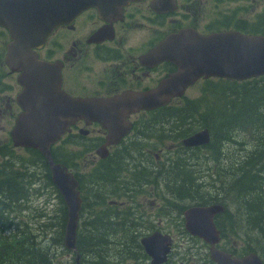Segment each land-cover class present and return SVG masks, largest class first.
I'll return each instance as SVG.
<instances>
[{
  "label": "flooded vegetation",
  "instance_id": "af4514ba",
  "mask_svg": "<svg viewBox=\"0 0 264 264\" xmlns=\"http://www.w3.org/2000/svg\"><path fill=\"white\" fill-rule=\"evenodd\" d=\"M252 2L256 3L257 6L252 7L250 12L244 7L243 9L232 8L229 5L230 0H173L168 4L159 3L158 0H128L118 6L110 5L103 11L102 15L99 14L97 8L90 7L81 11L70 22L57 26L44 45L40 49H36L35 52L41 61L56 65L61 79L60 89L69 98L112 100L117 103L123 94H143L157 90L162 81L178 71L176 64L159 56L160 54L169 55V50L157 51L158 46L169 36H177L185 30L188 31L187 34L193 35L195 33L199 37L232 32L245 36L264 37V0H252ZM222 3L231 7L227 10L228 14L226 15H223L220 9ZM260 4L263 5L260 7ZM257 7L260 10H257ZM239 11L244 13L245 16L238 17L237 13ZM234 13L236 14L234 15ZM0 29L7 36V39L2 41L3 46H0V120L13 121L12 128L9 131V135H11L16 120L24 113L18 103V97L24 88L18 82L21 72L13 71L6 63L8 46L12 41L10 34L2 27ZM136 32H143L146 37L130 42L129 35L131 33L136 35ZM0 36V39H2L3 36ZM5 79H10V83H5ZM239 83L236 80L219 77L204 78L201 76L193 84L187 86L181 96L170 98L164 106L129 113L125 120L127 127L124 128V132L119 131L115 133L114 137L96 122L86 125L83 120H78L71 124L68 127V132L53 146L52 154L54 157L56 156V162L66 166L68 172L78 182L81 197L80 219L81 212L88 207L89 213L93 212L97 216H102L106 225L127 223L126 227L136 230L130 236L129 241L122 240L118 238V235L113 234L106 242L114 245L118 244L124 248L137 247L140 256L139 259L135 260L139 263L147 258L149 260L147 264H151V259L144 252L141 240L154 233L167 235L170 238V252L166 256V261L162 264H169L172 258L174 238L170 233L161 230L159 227H156L151 233H143L142 225L148 222L149 219L144 212L140 211L141 207L138 202L133 200L135 195L138 194L141 184L155 182V176L158 175L148 167L151 164V158H153L150 152L154 150L162 151L165 148L170 149L167 146L170 145L173 149L175 147V152L199 151L201 153V151L212 148L217 141L226 139L221 141V143H226L225 146H221L220 151L217 152L219 163L224 165L232 162L238 163L242 149L236 150L234 148V146L239 147V144L234 138L233 132L229 131L225 135L221 131L219 135V128H217L219 123L213 125L208 122V119L211 118L218 121V114L212 112L211 117H209L205 105L209 103L207 108L210 111L211 104L221 103V100L226 96L227 92L224 85H228V89L231 88L230 91L233 94ZM197 85H200L197 97L187 99L186 93ZM190 103L199 104V112L193 113L191 118L198 114L202 121H199L200 128L198 130L187 135L184 134L187 131L185 126H188V123L196 124L197 122L193 119L179 121L180 117L182 118L183 115L188 113L174 111V108ZM260 113L263 114L260 116L264 118V112ZM220 117L222 120L223 116ZM235 121H237V116ZM220 122H223V120ZM202 130L208 132L209 142L207 144L195 147L183 146L184 139ZM55 148H58L61 154L60 157L56 155L57 150ZM78 149L94 151L95 154L91 158L95 169L91 176H88L87 182L80 177L81 173H78V170L73 172L72 165L62 154ZM99 151L103 156L97 154ZM125 153L133 161H125L122 165L116 166L117 159ZM154 157L157 158L158 156L155 154ZM203 157L206 158L207 156L203 154ZM247 157L264 159V151L251 150L244 157L241 156L242 162L238 163L237 167H239V164L242 165ZM180 160L173 159L171 162L175 165H183L184 168L191 164L189 158ZM26 165L25 161L22 165L25 169L23 181H20L21 177L17 180L19 187H22L25 191L17 193V196L13 198V208H17L16 210H20L23 205L28 206L29 192L35 188V183L28 179L30 175L27 174ZM138 165L145 167V170L140 174L134 168ZM39 168L43 173L44 168ZM121 168L123 169L119 171ZM249 168L252 178L250 189L251 191L255 189L260 191L262 188L257 186L256 179L263 176L261 172L264 171V162L256 166H249ZM118 171L119 177L127 182L126 185L116 186L115 182L111 185L102 186L105 178L111 173L114 174L117 180ZM231 175L233 174L231 173ZM46 176L52 181L49 165ZM88 184L89 198H84L82 189ZM97 186L101 187V192L95 191ZM55 189L61 203L65 204L59 189ZM20 195H22V198ZM203 195L210 200V203L199 206L218 204L224 207L223 212L213 217L217 230L221 232L220 242L215 248L228 252L232 256H237L229 247L230 245H225V239L228 235L223 236L222 234V232H231L233 229L228 222L221 223L220 221L222 217L228 214L222 204L221 197L219 195L211 196L207 193ZM111 197L112 199H110ZM116 197L127 198L128 202H118ZM186 199H189V196ZM87 200L89 203L91 202L92 206L89 207ZM130 201L133 203L132 205ZM99 205L101 207H98ZM259 206L264 208V203L260 202ZM189 207L192 206L181 210L180 227L183 231H180V233L185 234L190 241L203 242L196 237H192L185 230L183 213ZM166 213H171V209L167 208ZM13 215L15 216V214ZM15 221L13 220V223ZM79 229L80 221L78 235ZM112 238H116L114 242L111 240ZM232 244L233 246L236 245L234 242ZM204 246L209 254V245L205 244ZM198 262L200 264H214L209 255L208 257L205 256L204 259L200 258Z\"/></svg>",
  "mask_w": 264,
  "mask_h": 264
},
{
  "label": "water",
  "instance_id": "95a60500",
  "mask_svg": "<svg viewBox=\"0 0 264 264\" xmlns=\"http://www.w3.org/2000/svg\"><path fill=\"white\" fill-rule=\"evenodd\" d=\"M126 1L0 0V27L9 32L12 40L6 63L13 71L21 72L18 82L24 88L18 97L24 113L16 120L11 140L14 147L37 150L46 159L52 181L66 205L64 247L75 253L74 264H80L76 246L81 211L78 182L52 155V147L71 124L78 120L86 125L96 122L114 137L115 133L124 132L129 113L164 106L170 98L181 96L201 76L236 81L264 76V37L234 32L199 37L184 30L177 36L167 37L158 46V52L170 51L169 55L159 56L176 64L178 71L162 81L157 90L123 94L117 103L69 98L60 89L56 65L41 61L35 50L44 45L57 26L70 22L81 11L95 7L102 15L110 5L118 6ZM172 1L158 0L164 4ZM208 142V132L202 130L184 139L182 144L195 147ZM97 154L103 156L100 151ZM223 211L224 207L218 204L190 207L183 213L185 230L210 246L209 257L215 264H263L256 253L235 257L215 248L221 238L213 217ZM141 244L151 264L166 261L171 245L167 235L154 233L143 238Z\"/></svg>",
  "mask_w": 264,
  "mask_h": 264
},
{
  "label": "rangeland",
  "instance_id": "374dc122",
  "mask_svg": "<svg viewBox=\"0 0 264 264\" xmlns=\"http://www.w3.org/2000/svg\"><path fill=\"white\" fill-rule=\"evenodd\" d=\"M229 5L234 9H243L244 7L249 12L251 11L252 7L257 6L256 3L252 2V0H230ZM262 5L263 4H260L259 6L261 7ZM230 6H227L224 3L221 4L220 9L223 15L228 14L227 10L231 8ZM256 9L260 10L258 7ZM235 14L236 13H234V15ZM237 16L241 17L245 16V14L239 11ZM136 33V35L134 33L129 35L130 42H132V40H141L142 38L146 37V34L143 32ZM0 35L3 36L2 39H0V46H3L2 41H5L7 36L1 29ZM253 82L254 81L246 82L247 84H245V86L253 89L252 92H254V94L250 93L249 98L252 97V106L255 108L256 113L254 116H251V114L248 113V120L243 118L245 116L244 115L242 117L243 122H238L239 126L237 125V127L232 128V130L227 126L232 127V124H236L235 120L227 119L223 122H220L222 121L220 116L232 115V113L236 112L238 109V100L236 99V95L231 93V88L229 90L228 85H224V89L226 90L227 94L221 100V103L211 104L210 111L207 108L209 103H206V105L204 104L208 111L209 117H211L212 112L218 114V121L215 118H211L208 119V122L213 125L219 123V126H217V128H219V135L221 131L224 132L225 135L229 131L233 132L235 136L234 138L239 144V147L234 146V148L236 150L242 149L238 163L242 162L241 156L244 157L246 153L251 152V150L258 149L260 152L264 151V118L263 116H260L263 115L260 112L264 111V95H262L259 90L255 88V86L261 87V89L264 91V77L257 79V81L254 83ZM5 83H10V79H5ZM199 87L200 85H197L190 89L186 93L187 99H194L197 97L200 90ZM249 98L247 101L250 100ZM210 102H212V100H210ZM232 107L234 108L233 112H231ZM249 109L250 108H248L246 111ZM193 121L199 123L198 121H202V119L198 114H196ZM12 123V120H0V164L4 160L15 161L16 163L20 164L15 166V170L24 172L25 169H23L24 167L22 165L26 161V164L32 166L35 168V170L37 169L36 173L38 174L37 181L34 182L35 188L29 192L28 206L23 205L20 210H16V208L13 211L16 221L14 222L13 227L8 225L10 232L12 233L11 236H14L13 241H21L22 237L20 235L13 234H17L20 229L25 228L26 231L33 232V235L37 238L38 242H42L45 245L50 244L52 246H50L52 252L55 251V254L57 255L56 264H72L75 254L74 252V254L69 253L60 245H56V242H54L55 239L49 242V239H58L61 235V231L65 232V204L61 203V200L56 193V189L48 182V178H46V172L43 170L42 173L39 166L34 165L36 159L32 153L13 147L9 135V131L12 128ZM225 140L226 139H222L221 141ZM221 141H217L216 144L212 146V148L201 151V153L199 151L188 153H179L180 151H176L178 152L176 153L174 150L175 147L173 149L170 145H167L170 147V149L165 148L162 151L154 150L150 152L153 158H151L152 160L148 158L151 161V164L148 167L153 169L154 173H158V175L155 176V182L151 181L147 182L146 184H141V187L137 192L138 194L135 195L133 200L138 202L139 206L141 207L140 211L144 212L149 219L148 222H145L142 225L143 233H151L156 227H159L161 230L170 233L174 238L172 258L169 264H200V262H198L200 258L204 259L205 256L208 257V250L204 246L205 244L203 242L197 240L190 241L186 238L185 234L180 233V231H183L182 227H180L181 210L188 206H194V202L192 200L186 199L187 196H194V201L196 204H201L203 202V200H201L203 197L202 195L197 194L195 191L193 193L190 192L188 176H190L193 180V185L200 186L201 192L203 194L207 193L211 196L219 195V197H221L222 204L225 206L228 214L222 217L220 221L221 223L228 222L229 225H232L233 229L231 232H222L223 236L225 234L228 235V237L225 239V245H230L229 247L232 248L237 256L247 254L249 252H255L264 260V240L258 232L254 231L253 229H248V225L243 221L242 216L244 208L247 210V208L251 206L250 204L255 202L254 209L256 211L253 210L251 211L252 213L249 212L248 214L252 217L251 224L257 223L260 225V215L264 214V208L259 206L260 202L264 203V171L261 172L263 176L260 179H256L257 186L262 188L260 191L255 189L251 192L247 191V194H241L239 188H236L237 184H235L234 187L236 192H233V189H231V184L236 183L240 164L239 167H237L238 163L236 162L228 163L226 165L219 163L217 152L220 151L221 146H225L226 144L221 143ZM220 143L221 145L219 146ZM55 150H57L56 155L60 157L61 154L59 153L58 148H55ZM10 151L11 154L9 153ZM62 154L69 164L72 165V169L74 171H71L75 172V170H78L77 172L81 173L80 177L87 182L88 176L90 177L95 169L91 161V158L93 155H95L94 151L78 149L72 152H63ZM155 154L158 156L157 158L154 157ZM203 154H205L207 157L204 158ZM185 158H189L191 161L190 166L187 167V169L183 168L181 174L175 175L173 171H171V161L173 159H178V161L181 159L180 161H182ZM125 161L131 162L133 159H130L128 154L125 153L123 156L117 159L116 166L122 165V163ZM263 162V158H245L244 165L246 164L245 169L247 172V178L251 177L249 166H256L258 164H263ZM236 167L237 169H235ZM123 168H121L119 171H121ZM134 168L138 174L145 170V167L141 165L134 166ZM30 170V168H27L28 173L32 172H29ZM119 171L117 180L114 174L111 173L105 178L102 186L108 184L111 185L115 182L116 186L126 185L127 182H124L119 177ZM231 173L233 175H231ZM14 185L15 193L19 187L16 182ZM88 186L89 184L82 189L84 198H89ZM95 191L101 192V187L97 186ZM249 198H251L252 201H249ZM254 198L255 200H253ZM110 199H112V197ZM116 200L118 202H128V199H124L123 197H116ZM244 200H248L246 201V205L243 204ZM86 202H88V200ZM132 204L133 203L131 202V205ZM90 206H92L91 202L89 203V207ZM98 207H101V205ZM167 208L171 209V213H166ZM259 210H262V213H257ZM262 217L264 218V215ZM101 219L102 216H97V214L93 212L89 213L88 207H86L85 210L81 212L79 233L83 242L89 241L86 239L93 236H88L89 232L92 234L93 232H97L98 234L102 232L100 236L102 238L104 237L108 242V239H110V236L113 234L118 235V238H121L122 240L129 241L130 236L136 231L133 228L126 227L127 223L114 224L112 227L116 233H114L112 229L108 228V225L106 224H104L102 229H97L94 221ZM262 222L263 224L261 225H264V220ZM27 223H29V226ZM120 227H122V230L125 231L120 230L117 234V229ZM137 228L139 229L140 227ZM115 239L116 238H112L111 240L114 242ZM232 242H234L236 245L233 246ZM104 247H107L105 248L106 252H103V249L100 251V254L104 258L103 262L105 264H147L149 262L147 258L145 260L143 259V261L140 263L135 260L139 259L140 254L134 246L126 247V250L123 249L121 252L119 251L123 247L118 244L114 245L111 243H106V246ZM80 259V264L96 263V261L93 260V255L91 254H87L86 256L84 255V257H80Z\"/></svg>",
  "mask_w": 264,
  "mask_h": 264
},
{
  "label": "trees",
  "instance_id": "16d2710c",
  "mask_svg": "<svg viewBox=\"0 0 264 264\" xmlns=\"http://www.w3.org/2000/svg\"><path fill=\"white\" fill-rule=\"evenodd\" d=\"M252 81L256 82L257 79H253ZM245 84H247V83L246 82H240L238 84L237 90L233 93L236 95V99L238 100V109L236 108L237 111L232 113V115H229V116L224 115L223 119H222L223 121H225L227 119L235 120V118L237 116L236 124H232L233 125L232 127L227 126L231 130H232V128L237 127V125L239 124L238 122H243V118L248 120V116H247L248 113H250L251 116H254V114L256 113L255 108H253V106H252V99H251L252 97L249 98L250 93L254 94V92H252L253 89L248 88L247 86H245ZM255 88L258 89L262 95H264V91H263V89H261V87L255 86ZM248 98L250 100L247 101ZM248 108H250V109L248 111H246ZM174 111L188 113L186 115H183L182 118L180 117L179 121H184L185 119H187V120L193 119L194 120V117L193 118H191V117L193 116V113L199 112V104L198 103H190L188 105H180L178 107H175ZM233 111H234V108L232 107L231 112H233ZM185 127L187 128V131H185L184 134L188 135L189 133L198 130L200 128V124L199 123H196V124H189L188 123V126H185ZM227 127H224V128H227ZM28 151L30 153H32V155L36 159L34 165H37L39 167H43L44 171L47 173L48 164H47L45 158L38 151H35V150H28ZM4 153H8V152H4ZM9 153L11 154V151ZM16 165H18V163H16V162L13 163V161H11V160H7V161L4 160L0 164V264H56L57 255L55 254V251L52 252V250L50 248L51 245L50 244L45 245L42 242H38L37 238L33 235L32 231H26L25 228L20 229V231L17 234H13V235H20L22 237L21 241H19V242L13 241L14 236H11L12 233L10 232V229L8 226V225H11L13 227V224H14L13 220H15V217L13 215V211H14L13 198L17 196V193H21L24 190V189H22V187L20 188L19 184L17 183V180L20 179V177L22 178L20 181H23L24 174H23V172L15 171ZM189 166H187V167H189ZM245 167H246V164L244 165V163H243L238 168L239 172H238V177L236 178V183L231 184V189H233V192H236V189L234 187L235 184H237V189L239 187L241 194H243V193L247 194V191H251L250 183H251L252 178L251 177L247 178V172H246ZM27 168L31 169L30 172L32 171L31 173H27L28 175H30V177L28 179L31 180L32 183L36 182L37 176H38V174L36 173V170H34V168L28 164L26 165V169ZM183 168H184L183 165H178V164L175 165V163H173L171 166V171H173V173L175 175H178V174L182 173ZM185 169H187V168H185ZM46 178H48V182L50 183V185L54 186L52 184V181L50 180V178L48 176ZM188 180L190 183V192L193 193L195 191L197 194L203 196L201 199V200H203V202L201 204H196L194 201L195 197L192 195L189 196V199L194 202V205H206V204L210 203L209 202L210 200H208L205 197V195H203V193L201 192L200 186L193 185L194 182L190 176H188ZM15 182L18 185L19 189L16 190V192L14 193ZM20 197L22 198V195H20ZM246 201H248V200L243 201L244 205H246ZM249 201H252V199ZM250 205L251 206L249 208H247V210H246V208H244V210H243V215H242L243 221L245 223H247L248 229H253L254 231L258 232L259 235L264 240V225H261V224H263L262 221L264 220V218L262 216L264 214L260 215V219H259L260 225H258L257 223L251 224L252 217L249 216L248 213L253 211V210L256 211L254 209L255 208V202H252ZM257 213H262V210H259ZM65 222H66V218L64 219V225H65ZM249 222L251 225L249 224ZM94 223L96 224L97 229L98 228L102 229L104 227V224H105L103 219L98 220V221H94ZM27 225L29 226V223H27ZM112 226L113 225H108L107 227L113 230ZM120 228L117 229V232H119L120 230L125 231V230H122ZM7 232H8V235H7ZM113 232L116 233L115 230H113ZM101 233L102 232H100V234ZM60 234L61 235L58 239H56V238L49 239V242H51L55 239L54 242H56V245H60L61 247H63L65 249L64 244H63L64 232L61 231ZM100 234H98L97 232H93V234L89 232L88 236H90V237L92 235L93 236L91 238H87L86 240H89L87 242H83V240L80 238V233H79V236L77 237L76 246H77L78 254L81 257H84V255L86 256L87 254L93 255V260L96 261V263H94V264H105L103 262L104 258L101 256L100 251H102L104 249L103 252H106L105 248H107V247H104V246H106L107 242H106L104 237L102 238L100 236ZM135 248L137 250V247H135ZM123 249L126 250V248L123 247L119 252H121ZM66 251L69 253H73V252H70L68 250H66ZM72 264H74V259H73Z\"/></svg>",
  "mask_w": 264,
  "mask_h": 264
},
{
  "label": "bare ground",
  "instance_id": "6f19581e",
  "mask_svg": "<svg viewBox=\"0 0 264 264\" xmlns=\"http://www.w3.org/2000/svg\"><path fill=\"white\" fill-rule=\"evenodd\" d=\"M131 232V231H130ZM117 234H118V232H117ZM128 234V233H127ZM126 237V236H125ZM78 253V252H77ZM80 256V255H79ZM81 257V256H80ZM169 258V257H168Z\"/></svg>",
  "mask_w": 264,
  "mask_h": 264
}]
</instances>
